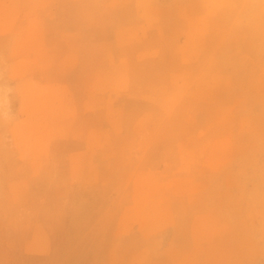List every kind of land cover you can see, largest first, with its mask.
<instances>
[{
  "label": "rangeland",
  "instance_id": "374dc122",
  "mask_svg": "<svg viewBox=\"0 0 264 264\" xmlns=\"http://www.w3.org/2000/svg\"><path fill=\"white\" fill-rule=\"evenodd\" d=\"M0 264H264V0H0Z\"/></svg>",
  "mask_w": 264,
  "mask_h": 264
}]
</instances>
